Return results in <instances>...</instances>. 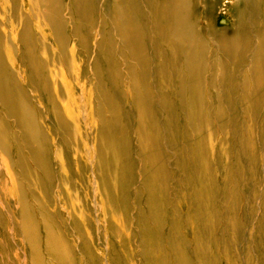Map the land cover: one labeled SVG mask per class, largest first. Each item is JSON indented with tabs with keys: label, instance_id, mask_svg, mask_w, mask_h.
I'll return each instance as SVG.
<instances>
[{
	"label": "bare ground",
	"instance_id": "bare-ground-1",
	"mask_svg": "<svg viewBox=\"0 0 264 264\" xmlns=\"http://www.w3.org/2000/svg\"><path fill=\"white\" fill-rule=\"evenodd\" d=\"M228 1L232 26L216 29L221 0H0V188L5 196L17 192L18 213L30 225V207L45 214L37 227L45 232L43 264L81 261L55 190L84 238L85 258L100 264L87 234L91 220L68 187L93 195L96 185L111 228L117 214L127 215L139 165L144 172L134 200L146 207V236V218L164 226L168 152L179 149L181 131L206 170L207 154L200 152L212 135L204 134L211 118L220 129L232 122L234 130L238 120L254 123L264 109V0ZM133 135L141 165L132 155ZM49 219L63 238L50 231ZM150 245L157 247L156 238ZM66 249L74 253L69 262Z\"/></svg>",
	"mask_w": 264,
	"mask_h": 264
},
{
	"label": "rangeland",
	"instance_id": "rangeland-1",
	"mask_svg": "<svg viewBox=\"0 0 264 264\" xmlns=\"http://www.w3.org/2000/svg\"><path fill=\"white\" fill-rule=\"evenodd\" d=\"M221 1L222 8L215 11L217 13L213 24L216 29L230 28L233 19L230 2ZM172 100L176 102L175 98ZM236 108H240L239 105ZM263 110L253 118L254 123H247L242 118L238 120L234 130L232 122L228 121L226 128L220 129L217 120L209 119L210 123L204 128V134L212 135L207 137L205 149L200 152L207 154L209 167L205 166L204 168L208 167L206 170H202L194 162L181 131L179 149L169 148L168 152L171 178L167 184L169 207L166 205L161 218L165 223L162 228H158L150 218H146V236L141 233V211H146V207L142 203L138 207L137 200H134L144 172L139 165L133 174L134 185L130 186L134 197L132 196V202L128 211L126 210L127 215L124 217L117 214L120 220L111 228H108V221L97 201L96 185L93 195L86 193L82 186H76L75 189L68 187L72 201L80 200L78 206H81L82 217L91 220L87 234L94 243L93 254L100 257V264H264ZM180 115L176 112L175 122L182 126L184 118ZM132 139V155L135 159L138 158L141 165L137 138L133 135ZM196 140L192 138V143ZM179 162L185 164V169L179 167ZM4 163L0 159V169ZM149 176L150 170L147 169L146 180H149ZM91 180H96L95 171L91 173ZM206 181L211 184L209 197L206 193ZM23 190V203L27 205L25 188ZM12 195L5 196L0 188V264H35L34 256L43 264V258L46 257L43 252L46 249L45 232L37 231V227L46 222L45 214L36 210L32 213L30 207L28 213L34 218L30 225V221L18 213L19 203L22 202L19 195L16 191ZM60 196L55 190L54 201L66 219L64 229L70 231V242L75 255L81 257L78 264H92L84 256L82 249L85 241L74 226L76 223L68 212L69 206L63 201L60 203ZM32 207L36 208V205ZM54 222L56 224V220ZM48 223L50 231L60 234L51 220ZM117 229L119 234H115ZM33 230L38 232L37 235L29 234ZM29 236L39 244L29 241ZM58 236L63 238L62 234ZM154 238L158 242L156 248L150 245ZM71 252L69 249L64 252L68 262L74 256Z\"/></svg>",
	"mask_w": 264,
	"mask_h": 264
}]
</instances>
